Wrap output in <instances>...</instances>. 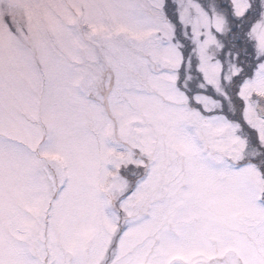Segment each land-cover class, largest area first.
<instances>
[{"label": "snow or ice", "instance_id": "1", "mask_svg": "<svg viewBox=\"0 0 264 264\" xmlns=\"http://www.w3.org/2000/svg\"><path fill=\"white\" fill-rule=\"evenodd\" d=\"M0 264H264V0H0Z\"/></svg>", "mask_w": 264, "mask_h": 264}]
</instances>
